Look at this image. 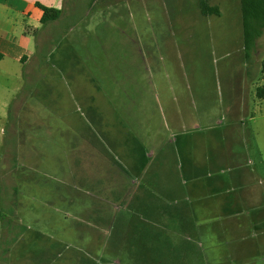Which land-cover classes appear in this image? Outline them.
I'll list each match as a JSON object with an SVG mask.
<instances>
[{
	"label": "crops",
	"instance_id": "obj_1",
	"mask_svg": "<svg viewBox=\"0 0 264 264\" xmlns=\"http://www.w3.org/2000/svg\"><path fill=\"white\" fill-rule=\"evenodd\" d=\"M172 1L169 7L176 14L193 8L205 19L211 15H221L223 9L237 2ZM201 2L214 7L216 11L204 14ZM37 4L54 7L61 12L54 20L41 22L42 10ZM150 9V0H141L136 7L132 0H0V264H25V254L28 253L25 251L29 250L30 244L22 245L25 249H21V239L28 236L29 226L25 222L29 221L21 217L26 218L29 213L23 211L21 217L18 215L21 200L16 192L22 177H29L27 182L38 191L44 189L38 187L36 179L30 178L33 175L31 171H40L37 168L18 170L20 163L17 161L41 160L47 158V154L52 155L55 148L52 146L53 139L48 141L49 134L59 136L63 161L72 156L77 158V174L83 177V183L90 184L88 187L94 193L89 199H75L59 192L58 197L67 213L61 217V231L53 234L52 240L64 242L75 251L81 248L92 250L99 256L98 264L110 263L109 258L117 264H137L136 257L145 254L157 258L154 264H170L166 257L170 252L180 250L179 242L175 239L182 233L184 224L193 225L192 231L196 235L212 240L216 231L212 225L222 223L232 205L240 207L246 217L253 214L254 221L257 215L260 218L263 194L259 163H256L255 157L246 160L245 155L235 152L206 154L201 159L194 155L190 158L185 166L191 183L187 191L194 194L189 206L179 204L173 208L166 207L162 203V194L167 195L168 190L164 187L150 190L153 188L152 178L147 181L148 186H143L150 193L142 190V193L135 194L138 190L134 189L133 195L125 194L129 186L125 183L106 189L100 185L101 180H97L101 174L102 154L96 140L99 145L103 127L117 126V122H113L114 126H104L101 113L117 111L119 107L123 117H126V128H123L129 137L126 138V149L121 135L117 141V130L115 134L110 131L104 136L111 146L114 143L126 155L127 171L132 180L138 181L147 174L148 166L141 164L142 157L146 158L145 154H140L141 157L132 151L127 154L134 147V141L139 139L140 126L135 125L132 117L135 102L137 111L140 109V95L139 90L133 89L120 92L114 89L87 90L79 82L82 77L80 67L86 63L87 57L93 55L112 67L119 49L123 47L127 50L126 45L133 41L135 27L142 31L149 30L148 24L144 27L142 22L144 16L148 22ZM241 48L244 53L243 42ZM124 62L127 63L126 60ZM58 63L63 69L66 85L60 95L47 82L44 85L40 83L52 79L45 69ZM237 75L241 90L247 89L249 81L252 86L250 75L244 69ZM101 96L106 98L104 103L97 98ZM38 106L49 113H61V123L35 121L33 113ZM80 110L93 112L92 122H86L80 115L76 118ZM44 126L47 128L45 131L42 130ZM222 165H226L228 180L215 175ZM203 171L208 181H200ZM228 181L237 184L238 194L232 200L220 198V186ZM4 192H12L5 201L2 197ZM152 192L156 193L155 197L151 195ZM2 211L9 216H3ZM14 212L17 215L13 216ZM48 223L55 226L59 222L51 220ZM119 254L124 255L125 259H117Z\"/></svg>",
	"mask_w": 264,
	"mask_h": 264
},
{
	"label": "rangeland",
	"instance_id": "obj_2",
	"mask_svg": "<svg viewBox=\"0 0 264 264\" xmlns=\"http://www.w3.org/2000/svg\"><path fill=\"white\" fill-rule=\"evenodd\" d=\"M150 2L149 20L147 22L144 16L142 22L144 27L148 24L149 30L135 27L133 41L126 45L127 50L119 49L112 67L94 55L87 57L86 63L80 67L82 77L79 82L85 89L139 90L140 103L142 101V105L138 102L139 111L135 102L132 117L135 125L140 126L139 139L134 141V147L127 154L130 151L139 157L145 154L141 164L148 166L147 174L138 181L132 180L127 171L126 155L114 143L111 146L104 136L110 131L115 134L117 130V141L121 135L126 149L128 135L126 129L123 130L126 117L119 107L117 111L101 113L104 126H114L113 122H117V126L103 127L99 145L96 140L102 154L101 174L97 180L100 179V185L106 189L125 183L129 185L125 194L133 195L134 189L138 190L135 194L142 193V190L150 193L143 186H148L147 181L152 178L153 188L150 190L154 187L168 190L167 195L162 194V203L166 207L189 206L194 194L187 191L191 183L185 166L192 156L201 159L206 154L235 152L245 155L246 160L255 157L259 163L263 194L260 218L257 215L255 222L253 214L246 217L240 207L232 205L223 222L212 225L216 228L212 240L196 235L192 231L193 225L184 224L182 233L175 239L180 250L170 252L166 261L170 264H264V95H256L257 87L264 88L260 73V63L264 58V30L246 57L241 48L239 0L223 9L221 15H211L208 19L202 18L193 8L176 14L169 7L172 0ZM132 3L136 7L141 0H132ZM243 69L249 73L253 84L250 86L249 81L247 89L241 90L237 74ZM45 72L51 74L52 79L40 83L44 85L47 82L60 95L66 86L61 64L49 65ZM97 98L102 103L106 100L102 96ZM36 108L33 113L35 121L61 123V113H49L39 106ZM78 115L86 122H92L94 113L80 110L76 118ZM42 130L47 128L44 126ZM51 139L55 148L52 155L47 154L48 157L41 160L17 161L20 163L18 170L37 168L40 171H31L33 175L30 178L36 179L38 187L44 189L38 191L27 182L29 177H22L16 192L22 211H17L18 215L21 217L23 211L29 213L26 218L21 217L29 221L25 222L29 226L28 236L21 239V249H25L22 245L30 244L29 250L25 251L28 252L25 264H98L99 256L92 250L81 248L75 251L64 242L52 240L53 234L61 231V217L67 213L58 197L59 192L75 199H89L94 193L88 187L90 184L83 183V177L77 174V158L72 156L63 161L59 136L49 134L48 141ZM215 175L228 180L226 165L220 166ZM199 179L208 181L205 171ZM47 187L52 190L46 191ZM236 187L237 184L230 181L220 186V198L234 199L238 194ZM11 194L4 192L3 200ZM155 194L151 193L154 197ZM3 211V216H9ZM35 219L37 221L34 222ZM51 220L59 223L50 226L48 222ZM105 234H108V229ZM116 258L123 260L125 256L119 254ZM136 259L137 264H154L153 261L157 260L147 254L138 255ZM108 260V264H117L111 258Z\"/></svg>",
	"mask_w": 264,
	"mask_h": 264
},
{
	"label": "trees",
	"instance_id": "obj_3",
	"mask_svg": "<svg viewBox=\"0 0 264 264\" xmlns=\"http://www.w3.org/2000/svg\"><path fill=\"white\" fill-rule=\"evenodd\" d=\"M201 10L204 14L215 12L214 7L201 2ZM42 10L41 22L56 19L61 10L37 4ZM242 42L244 54L247 57L255 45V41L264 30V0H240ZM260 73L264 80V58L260 63ZM256 95L263 96L264 88L257 87Z\"/></svg>",
	"mask_w": 264,
	"mask_h": 264
}]
</instances>
